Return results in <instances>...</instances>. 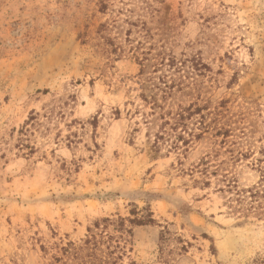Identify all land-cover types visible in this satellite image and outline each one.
Returning a JSON list of instances; mask_svg holds the SVG:
<instances>
[{
    "label": "rangeland",
    "instance_id": "1",
    "mask_svg": "<svg viewBox=\"0 0 264 264\" xmlns=\"http://www.w3.org/2000/svg\"><path fill=\"white\" fill-rule=\"evenodd\" d=\"M137 54L145 73L156 55L184 61L176 101L199 99L243 151L264 145V0H0V264H62V245L134 207L153 223L133 228L132 264H250L263 252L264 218L230 214L227 195L185 175L214 138L178 157L154 150L144 126L132 132ZM32 111L25 156L15 143ZM219 150L240 187L258 181L251 159Z\"/></svg>",
    "mask_w": 264,
    "mask_h": 264
},
{
    "label": "trees",
    "instance_id": "2",
    "mask_svg": "<svg viewBox=\"0 0 264 264\" xmlns=\"http://www.w3.org/2000/svg\"><path fill=\"white\" fill-rule=\"evenodd\" d=\"M141 55L133 57L141 66L139 83L142 92L138 95V102H131L130 107L125 110L128 119L134 121L132 132L137 133L144 126L152 132L150 137L154 150L173 152L178 157L187 154L204 135H210L215 139L214 147L230 154L227 161L237 163L251 159L249 164L257 172L258 181L246 188L239 186L237 177L232 172L221 169L226 160H218L220 150L216 148L188 169L185 175L201 188L214 185L218 192L227 195L230 214L243 219L251 215L264 218V145L254 154L251 150L243 151L230 141L229 127L212 118L208 108L200 105L199 99L192 98L191 102L185 104L176 101L175 93L186 89L182 79L187 78L188 73L185 76L180 74L184 61L177 62L172 55H156L149 65L151 72L145 73L148 59ZM190 65L193 71L199 70L198 61L192 60ZM119 116L120 111L117 110L115 118ZM37 117L38 113L30 112L17 131L15 147L21 152L27 150L23 154L25 156L32 155L35 151L28 134L30 129L39 125ZM71 136L75 134L70 133L67 138ZM67 146L70 144L67 143ZM151 217L149 210L134 207L129 210L127 217L116 215L96 219L92 227L87 228L85 238L79 244L67 242L62 245L59 249L60 256L55 257V260L62 264H132L128 245L133 236V228L151 225ZM250 264H264V250Z\"/></svg>",
    "mask_w": 264,
    "mask_h": 264
}]
</instances>
